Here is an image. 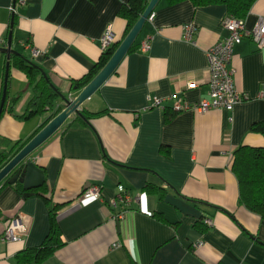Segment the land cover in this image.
<instances>
[{
    "label": "crops",
    "instance_id": "0c3cea01",
    "mask_svg": "<svg viewBox=\"0 0 264 264\" xmlns=\"http://www.w3.org/2000/svg\"><path fill=\"white\" fill-rule=\"evenodd\" d=\"M127 1L28 0L14 14L15 0H0V47L12 32V49L73 98L83 88H73L74 81L103 55L107 28L114 43L128 34L118 14ZM153 12L135 48L81 105L88 123L70 115L28 156L43 169L46 189L9 184L10 176L0 183V264H19L20 252L43 244L53 229V210L62 245L29 264H264V219L240 203L232 170L239 146L264 147V131L251 129L255 123L264 127V99L259 97L264 48L249 39L234 46L235 86L247 99L232 108L175 112L178 99L193 105L208 98L206 52L228 34L222 26L228 12L224 4L196 6L190 0H160ZM261 15L264 0H256L245 17L247 27ZM189 23L196 27L193 41L184 39ZM146 39L150 46L144 51ZM34 50L40 53L34 56ZM8 79L10 96L19 98L13 113L0 116V136L25 145L52 112L18 118L34 91L25 72L12 64ZM4 83L5 73L0 75V102ZM149 97L162 99V106H153ZM62 103L59 97L60 111ZM92 184L101 186V196L80 199ZM147 184L155 189L145 191ZM124 191L139 199L113 206ZM14 217L26 233L19 241H5L1 235ZM203 217L212 223L206 225Z\"/></svg>",
    "mask_w": 264,
    "mask_h": 264
},
{
    "label": "trees",
    "instance_id": "16d2710c",
    "mask_svg": "<svg viewBox=\"0 0 264 264\" xmlns=\"http://www.w3.org/2000/svg\"><path fill=\"white\" fill-rule=\"evenodd\" d=\"M169 3H177L183 0H167ZM196 6H206L211 4H224L227 8L228 16L237 18H245L250 11L252 5L256 0H190ZM147 8L146 0H128L123 3L118 11L119 16L127 22V33L132 29L135 23L144 13ZM120 42L113 43L107 50L103 52V55L99 59L98 63L91 69V71L80 80H76L73 83V88L86 86L96 74L106 65L110 60ZM135 48V45L131 47L130 51ZM129 51V52H130ZM7 60L3 59L0 62V75L4 77L5 66ZM10 64L20 68L25 72L28 78V83L32 86L34 94L28 102L27 108L22 115H17L20 119H28L34 115L42 114L47 110L52 114L48 117L47 122L60 111V108H56L57 100L62 93L56 88L49 77H45L43 69L29 61L22 54H13L10 58ZM9 79L6 86V98L1 111L0 116L4 112L13 113L14 104L17 102L19 96H10L9 94ZM1 95V101H2ZM1 104V102H0ZM85 118L79 116L78 120L82 123H88V113L86 110H82ZM103 111L92 113L91 115H100ZM253 131L263 132L264 127L261 124L255 123L251 128ZM24 146L21 141L13 142L5 137L0 136V170L12 159V157ZM232 170L239 181V201L249 210L260 215L264 219V147H254L249 145L239 146L233 156ZM21 189V188H20ZM39 189L45 190L43 184ZM155 189L152 184L145 186V191H151ZM23 192V189H21ZM52 217L54 220L53 229L47 236L43 244L36 249H26L17 255L19 264H29L32 261L40 262L47 258L57 247L61 246L59 238V229L56 223L57 215L56 211H52ZM203 217V222L205 223ZM206 224V223H205ZM201 227V226H200Z\"/></svg>",
    "mask_w": 264,
    "mask_h": 264
},
{
    "label": "built area",
    "instance_id": "2783aa9c",
    "mask_svg": "<svg viewBox=\"0 0 264 264\" xmlns=\"http://www.w3.org/2000/svg\"><path fill=\"white\" fill-rule=\"evenodd\" d=\"M28 0H15L10 7L12 13H16V6L25 5ZM155 13L152 12L148 20L153 21ZM246 18H237L227 16L222 21V26L228 31V34L220 39L216 44L210 47L207 52L208 72H209V92L208 98L190 105L184 103L181 99L174 102L173 109L175 112L187 110L208 111L215 108H232L235 104L247 99V95L239 91L235 86L234 69L231 67L234 46L241 43L244 39L251 40L258 49L264 48V15L258 17L252 28L246 25ZM196 27L193 23L184 26V39L193 41ZM114 43V35L111 27L107 28L102 37L103 51L107 50ZM150 39H146L141 44V50H148ZM40 52L33 51L37 56ZM190 86H193L191 84ZM259 97L264 99V89L260 92ZM153 106H162V99L158 97H149ZM101 196V186L92 184L87 186L80 195V199L88 200L99 198ZM139 199L138 195H132L129 192H121L111 203L116 206L119 202L129 206L132 201ZM206 225L212 223L211 218H205ZM26 226L19 217L12 218L5 226L1 235L5 241H19L26 233ZM201 245V242L195 243V246Z\"/></svg>",
    "mask_w": 264,
    "mask_h": 264
},
{
    "label": "water",
    "instance_id": "95a60500",
    "mask_svg": "<svg viewBox=\"0 0 264 264\" xmlns=\"http://www.w3.org/2000/svg\"><path fill=\"white\" fill-rule=\"evenodd\" d=\"M160 0H150L147 8L142 16L135 23L124 40L120 43L110 60L106 65L96 74V76L84 86L75 97L71 98L60 94L62 100L63 109L54 115L53 118L29 141L27 142L13 157L12 159L0 170V183L7 178L9 184L21 183L24 189L30 190L42 186L45 180V174L33 160H28V156L43 144L48 138H50L66 121V119L72 115L77 114L83 118L85 116L82 113L81 105L107 81V79L115 72L125 56L129 53L131 47L135 43L143 27L145 26L149 15L154 11ZM0 52L7 57L6 71H5V83L3 89L2 101L0 104V114L6 98V86L7 78L10 70V58L13 54H20L16 50L12 49V32L9 34L8 42L6 46L0 47ZM45 77L47 74L43 71ZM78 87H75L77 89Z\"/></svg>",
    "mask_w": 264,
    "mask_h": 264
}]
</instances>
